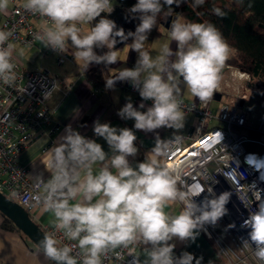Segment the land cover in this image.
<instances>
[{
  "label": "clouds",
  "instance_id": "9594fccd",
  "mask_svg": "<svg viewBox=\"0 0 264 264\" xmlns=\"http://www.w3.org/2000/svg\"><path fill=\"white\" fill-rule=\"evenodd\" d=\"M205 2L192 0L190 6L195 10ZM11 3L0 0V14L7 15ZM182 3L187 0H137L126 12L139 23L127 33L108 15H102L113 12V0H24L21 6L41 19L33 39L58 53L71 46L84 72L92 64H116L120 61L117 43L131 40L125 46L128 53H137L135 66L123 67L105 78V90L114 91L117 82H129L143 101H151V106L142 110V102L134 107L129 97L117 115L133 120L139 131L169 128L178 133L186 119L182 90L200 103L211 101L233 51L215 24L194 22L177 14L168 30L176 49L164 43L160 53L153 56L145 42L156 28L158 16L165 6L170 16L172 6ZM212 12L220 18L228 14L218 6H213ZM15 33V26L0 29V84L11 89H16L18 79ZM97 49L107 51L98 54ZM19 55H23L22 49ZM56 84L42 94L45 101L52 100ZM19 91L23 93L25 88ZM93 132L106 141L109 151L68 125L47 149L45 170L50 178L45 180L42 174L33 177L35 194L25 203L48 213L51 229L39 241L38 250L52 264H104L113 257L125 264V249L132 257L127 264H201L202 257L187 251L175 255L172 241L195 242L206 225L215 226L228 214L231 193L217 196L208 186L215 183L210 176L204 177L203 184L189 186L183 178V166L169 165L168 157L182 142V135L174 133L165 141L157 134L155 146L142 162L133 165L129 158L139 152L133 129L97 119ZM205 187L209 196L198 204L194 197ZM253 195L258 204L243 221L242 227L249 231L242 246L252 251L257 264H264V199L259 191ZM177 203L182 206L179 213L169 211ZM137 245L143 246V259L133 252Z\"/></svg>",
  "mask_w": 264,
  "mask_h": 264
},
{
  "label": "built area",
  "instance_id": "2783aa9c",
  "mask_svg": "<svg viewBox=\"0 0 264 264\" xmlns=\"http://www.w3.org/2000/svg\"><path fill=\"white\" fill-rule=\"evenodd\" d=\"M23 2L24 0H12L8 14H0V29L15 26L14 42L17 45L37 49L44 57L49 54L55 55L59 67L74 62V53L69 52L68 48L64 53H58L43 47L40 42L33 39L32 33L39 30L41 19L25 12L21 6ZM113 4L115 8L114 0ZM88 27L89 25H84L85 29ZM28 42H31L30 47L26 46ZM97 51L98 54H102L105 50ZM16 62L18 65L16 89L0 84V191L32 215L38 208L29 206L25 201L30 200L35 194L34 180L18 157L41 136H48L49 143L53 144L54 136L61 129V123L54 119V108L50 101L43 99L42 94L50 91L54 83H57L55 93L64 80L49 68L28 69L18 60ZM98 67L104 79L107 78L106 66L99 64ZM81 75H85V72L82 71ZM237 76L242 80L249 78V74L241 69L237 71ZM67 86L69 92L71 85ZM24 88L25 91L20 93L19 90ZM127 88L142 99L130 83ZM239 90L241 91L240 86ZM240 91L237 93V99L222 102L218 113L212 109L211 102L215 101V93L223 92L220 84L212 100L206 104L187 101L181 97L186 113L196 114L198 121L192 131L182 136V142L168 157V163L170 166H183V178L189 186L203 184L204 177L210 176L214 177L215 183L209 182L208 186L213 188L217 196L225 191L231 193L229 203L226 205L228 214L215 226L206 225L201 231L216 244L226 264H257L252 251L242 246V240L247 238L249 231L243 228L242 224L249 212L257 207L258 202L253 191H259L261 198L264 199V180L261 179L264 173V111L258 124H249L247 114L239 106V102L244 101L248 94L246 91ZM214 120L221 125L211 126ZM172 138L169 137L165 141ZM206 196L209 194L205 187L204 192L194 197V200L199 204ZM43 229L45 232L51 230L50 226ZM133 252L139 255V245ZM187 252L196 258L201 257L197 252ZM124 255L127 264L132 257L128 256L127 249L124 250ZM104 264L124 262L113 257L106 259ZM201 264L208 263L203 258Z\"/></svg>",
  "mask_w": 264,
  "mask_h": 264
},
{
  "label": "crops",
  "instance_id": "0c3cea01",
  "mask_svg": "<svg viewBox=\"0 0 264 264\" xmlns=\"http://www.w3.org/2000/svg\"><path fill=\"white\" fill-rule=\"evenodd\" d=\"M164 43H169L173 50L176 49V43L171 41L169 32L165 27H163L161 35L149 34L148 41L145 42V48L153 56H156L160 53V49ZM68 50L71 53L75 51L71 46L68 47ZM105 50L107 51V49ZM118 57L120 61L105 67L107 77L115 74L123 67L132 68L135 66L137 53L134 51H129L128 53V48L124 45L118 49ZM126 57L127 60L125 61ZM98 68L97 64H92L85 72V75H81V72L84 71L82 62L75 58L74 62H68L55 71L64 80V83L53 94L50 101L51 106L54 108V119L61 123V129L54 136L53 144L64 134L65 128L71 125L81 135L96 140L106 152L109 151L110 149L106 141L103 138L95 136L93 132L94 121L99 119L100 122L110 123L111 126L117 128L127 127L133 129L137 136L135 143L139 152L135 158L130 157L129 159L135 165L138 162H142L145 154L155 146L157 134L161 140L173 137L174 133L186 136L197 125L198 117L196 114L186 113L184 128L179 130L178 133H176V130L169 128H160L154 132L136 130L133 120H124L117 115L119 109L124 106L129 97L134 107L138 108L139 104L143 102L145 109L142 110H146L147 107L151 106V103L139 99L135 93L131 92L127 88L129 82L126 81L117 82L114 91H106L103 75L101 74L99 77L96 75ZM109 69L111 70L109 71ZM228 71L229 69H224L222 77L227 75ZM69 84L71 88L68 92L67 85ZM181 97L187 101L200 102L198 98L194 99L191 97L186 90H182ZM214 121L211 122V125L217 126L218 123H214ZM44 140H47V143ZM53 144L49 143L48 136H41L30 148L20 153L18 159L27 168L32 180H34V176L40 174L43 175L45 180L50 178V173L45 170V165L47 164V149L51 148ZM181 207L177 203L169 211L179 213ZM31 216L43 228L49 226L50 216L48 213H43L38 208ZM3 221L4 216L0 212V264H52L38 250V246L22 231L6 228ZM172 243L176 244L174 253L177 256L184 251H194L206 259L208 264H226L219 248L202 231H200L195 242L184 243L174 240ZM142 250L143 246L139 245L141 259H143Z\"/></svg>",
  "mask_w": 264,
  "mask_h": 264
},
{
  "label": "trees",
  "instance_id": "16d2710c",
  "mask_svg": "<svg viewBox=\"0 0 264 264\" xmlns=\"http://www.w3.org/2000/svg\"><path fill=\"white\" fill-rule=\"evenodd\" d=\"M114 1L125 11L137 2V0ZM191 3L192 0H187V3H182L180 7L173 5L174 11L170 16L167 15L168 9L165 6L157 18L156 28L150 34L161 35L163 24L169 17L177 16V14L194 22L209 21L215 24L233 50L225 69L228 70L227 66H230L247 72L249 78L244 81L245 87L250 92L261 94L264 100V0H206L203 6L195 10L190 6ZM213 6L221 7L228 13L227 16L220 18L214 15ZM135 20L139 23L137 19ZM96 75L101 76L100 68ZM249 99L248 94L242 102L245 104V101ZM3 216V224L6 228L21 231L9 218Z\"/></svg>",
  "mask_w": 264,
  "mask_h": 264
},
{
  "label": "rangeland",
  "instance_id": "374dc122",
  "mask_svg": "<svg viewBox=\"0 0 264 264\" xmlns=\"http://www.w3.org/2000/svg\"><path fill=\"white\" fill-rule=\"evenodd\" d=\"M21 49L23 50L22 56L19 55ZM14 56H17V60L28 69L46 67L51 69L53 72L59 70V66H57L55 61V55L49 54L44 57L37 49H27L25 47L17 45V52L14 53ZM237 71H239V69L233 67L232 69H229V73L227 72V75L222 77L220 81V87H222L224 91L223 98L221 101H212L211 107L215 110V113H218L222 102H227L232 98L237 99V93L238 91H240V86V92L246 91V93L250 96V99L246 100L245 104L243 106H240V109L247 114L249 124L256 125L260 121V118L264 111L263 97L259 93L250 92V90H247V88L245 87V80H242L237 76ZM215 122H217L218 125H221V123H219L218 121H214V123Z\"/></svg>",
  "mask_w": 264,
  "mask_h": 264
},
{
  "label": "water",
  "instance_id": "95a60500",
  "mask_svg": "<svg viewBox=\"0 0 264 264\" xmlns=\"http://www.w3.org/2000/svg\"><path fill=\"white\" fill-rule=\"evenodd\" d=\"M109 19L115 21L118 27H122L125 32L134 31L138 22L135 19H132L127 15V12L120 6H115L113 12L108 15ZM176 16L169 17L168 20L163 24L164 27L169 30L171 21L175 19ZM131 40L121 43L118 42L116 49L121 48L125 43L130 42ZM214 99L216 101H221L222 94L215 93ZM243 102L240 103V106H243ZM0 212L9 218L33 243L37 246L39 241L43 238L45 230L43 227L38 224L31 214L17 202L6 196L0 191Z\"/></svg>",
  "mask_w": 264,
  "mask_h": 264
}]
</instances>
